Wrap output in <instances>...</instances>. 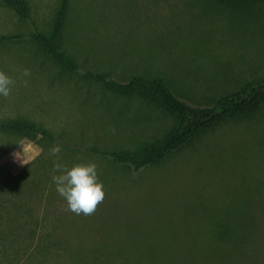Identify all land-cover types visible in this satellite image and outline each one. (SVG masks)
Masks as SVG:
<instances>
[{
    "label": "rangeland",
    "instance_id": "rangeland-1",
    "mask_svg": "<svg viewBox=\"0 0 264 264\" xmlns=\"http://www.w3.org/2000/svg\"><path fill=\"white\" fill-rule=\"evenodd\" d=\"M26 1L29 21L0 0V36L23 37L0 47V71L14 81L0 121L24 119L62 139L0 133V264H264V106L136 172L89 151H134L174 122L84 78L162 77L181 100L212 107L264 80V0H69L61 47L75 73L30 39L52 32L63 0ZM20 141L23 166L12 156ZM57 144L68 168L97 165L106 195L94 215L65 211L49 155Z\"/></svg>",
    "mask_w": 264,
    "mask_h": 264
},
{
    "label": "trees",
    "instance_id": "trees-1",
    "mask_svg": "<svg viewBox=\"0 0 264 264\" xmlns=\"http://www.w3.org/2000/svg\"><path fill=\"white\" fill-rule=\"evenodd\" d=\"M213 1L226 5L243 0ZM4 2L6 7L14 11L21 20H30V7L26 0H4ZM68 12L69 0H63L52 32L33 33L30 39L48 59L63 71L75 73L80 67L74 59L66 55L61 47ZM22 39L23 37L17 35L0 36V47L17 43ZM84 78L96 83L114 96L126 99L139 97L148 106L166 114L174 122L173 130L161 138L145 142L134 151H100L98 149L89 151L92 155L131 167L136 172L162 165L172 154L190 144L196 137L225 123L245 120L264 106V80L251 82L242 90L220 99L212 107L198 108L181 100L162 77L155 79L134 77L123 83L106 74L86 72ZM0 133L52 143L62 139L51 131L24 119L0 121ZM10 179L15 184L16 194L19 192L20 180L13 176ZM16 234L17 231H15V238Z\"/></svg>",
    "mask_w": 264,
    "mask_h": 264
},
{
    "label": "clouds",
    "instance_id": "clouds-1",
    "mask_svg": "<svg viewBox=\"0 0 264 264\" xmlns=\"http://www.w3.org/2000/svg\"><path fill=\"white\" fill-rule=\"evenodd\" d=\"M30 75V70L24 69L22 77ZM13 84V79L0 71V96L7 98L11 94ZM24 86H28L27 80H24ZM18 144L22 150L12 153L14 160L21 166L29 164L30 160L24 142L20 141ZM61 151V146L57 144L50 148L49 155L57 157L53 172L59 175L54 174L52 180L58 194L67 202L65 211L85 217L92 216L98 206L103 203L106 195L104 185L99 180L97 165L95 163L77 164L68 168L59 162Z\"/></svg>",
    "mask_w": 264,
    "mask_h": 264
}]
</instances>
